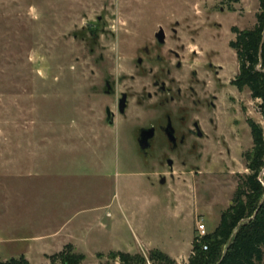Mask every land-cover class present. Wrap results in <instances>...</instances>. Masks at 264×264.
<instances>
[{
	"label": "rangeland",
	"instance_id": "374dc122",
	"mask_svg": "<svg viewBox=\"0 0 264 264\" xmlns=\"http://www.w3.org/2000/svg\"><path fill=\"white\" fill-rule=\"evenodd\" d=\"M258 12L257 0H0V262L51 264L71 245L82 264L153 251L187 264L248 174L247 121L264 130L260 103L232 84L230 48ZM167 116L202 138L170 151Z\"/></svg>",
	"mask_w": 264,
	"mask_h": 264
},
{
	"label": "trees",
	"instance_id": "16d2710c",
	"mask_svg": "<svg viewBox=\"0 0 264 264\" xmlns=\"http://www.w3.org/2000/svg\"><path fill=\"white\" fill-rule=\"evenodd\" d=\"M259 12L251 30L233 29L238 75L233 86L239 92L248 90L251 99L259 102L264 121V0H257ZM247 125L252 149L244 159L248 174L237 177L232 205L225 211L218 227L209 235L195 239L187 264H262L264 261V130L255 122ZM118 264H176L169 256L153 251L148 258L121 252L109 254ZM84 257L68 245L51 258V264H82ZM0 264H30L24 257Z\"/></svg>",
	"mask_w": 264,
	"mask_h": 264
},
{
	"label": "flooded vegetation",
	"instance_id": "af4514ba",
	"mask_svg": "<svg viewBox=\"0 0 264 264\" xmlns=\"http://www.w3.org/2000/svg\"><path fill=\"white\" fill-rule=\"evenodd\" d=\"M165 42V41H164ZM159 45H163V44H160V43H158ZM145 53H146V55L148 56L149 55V52H148V50H145ZM138 64L139 65H141L142 64V61L141 60H139V62H138ZM166 74H167V76H169L170 75V72L169 71H167L166 72ZM108 88H109V86H107ZM154 88H155V90H156V92H155V96L157 97V96H163V95H165V94H169V92H170V89H168L167 87H166V83L165 82H163L162 81V83H160V82H155V84H154ZM123 96H125L126 97V108H127V96L126 95H122V97ZM122 97H121V99H122ZM150 99H151V97H149ZM121 99L119 100V102H118V112H119V103H120V101H121ZM211 108H214V106L211 104V105H209ZM125 111H126V109H125ZM125 113V112H124ZM124 113L123 114H120V115H124ZM107 116L109 117V118H112L113 117V115L110 113V111H107ZM111 122V121H110ZM112 123L113 122H111L110 124L112 125ZM193 129H194V131H191L190 129H188L187 130V133L189 134L188 136L190 137V136H196L198 139H201L202 138V133H201V131H200V128H199V125L197 124V123H194L193 124ZM142 130H154V136H153V138L152 139H150L149 141H148V148L146 149V150H142L141 148H140V146H139V148H140V150L144 153L143 155H144V157H146L147 156V151H149L150 149H151V143H152V141L155 139V137H156V129L155 128H150V129H142ZM142 130H140L139 131V139H138V145H139V140H140V134H141V132H142ZM158 130V129H157ZM172 131V135H171V132ZM159 132H160V134H161V137H162V140L163 141H167V144H168V148L170 149V151H175L177 148H178V146H183V145H185L186 143H188V136H186V134H181V135H178V133H177V131H176V129L173 127V125H172V121H171V119H170V117L169 116H167L166 117V126L165 127H159ZM171 136V138H170V136ZM166 165H167V167H169L170 169H172V167H173V162L172 161H170V160H167L166 161ZM161 182H165V180L163 179Z\"/></svg>",
	"mask_w": 264,
	"mask_h": 264
},
{
	"label": "water",
	"instance_id": "95a60500",
	"mask_svg": "<svg viewBox=\"0 0 264 264\" xmlns=\"http://www.w3.org/2000/svg\"><path fill=\"white\" fill-rule=\"evenodd\" d=\"M156 39H157L158 43L164 44L165 35H164V31L162 29H160V31L156 35ZM125 109H126V97L123 96L120 103H119V113L123 114L125 112ZM170 133L172 135V131ZM153 136H154V130H142V132L140 134V140H139V146L142 150H146L148 148V145H149L148 141L150 139H152ZM170 138H171V136H170Z\"/></svg>",
	"mask_w": 264,
	"mask_h": 264
},
{
	"label": "built area",
	"instance_id": "2783aa9c",
	"mask_svg": "<svg viewBox=\"0 0 264 264\" xmlns=\"http://www.w3.org/2000/svg\"><path fill=\"white\" fill-rule=\"evenodd\" d=\"M205 235H206L205 227H204L203 225H201V226L199 227V232H198V235H197V239H201V238H203Z\"/></svg>",
	"mask_w": 264,
	"mask_h": 264
}]
</instances>
